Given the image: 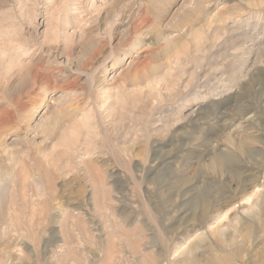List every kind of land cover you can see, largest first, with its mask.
<instances>
[{
	"label": "rangeland",
	"instance_id": "obj_1",
	"mask_svg": "<svg viewBox=\"0 0 264 264\" xmlns=\"http://www.w3.org/2000/svg\"><path fill=\"white\" fill-rule=\"evenodd\" d=\"M15 263L264 264V0H0Z\"/></svg>",
	"mask_w": 264,
	"mask_h": 264
},
{
	"label": "bare ground",
	"instance_id": "obj_2",
	"mask_svg": "<svg viewBox=\"0 0 264 264\" xmlns=\"http://www.w3.org/2000/svg\"><path fill=\"white\" fill-rule=\"evenodd\" d=\"M2 175V174H1ZM2 177V176H1ZM2 202V201H1ZM10 256V255H9ZM11 257V256H10ZM15 259V258H14ZM16 264V263H15Z\"/></svg>",
	"mask_w": 264,
	"mask_h": 264
}]
</instances>
